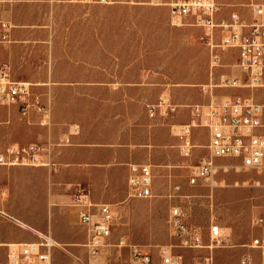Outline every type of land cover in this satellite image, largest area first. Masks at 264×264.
<instances>
[{
	"label": "rangeland",
	"instance_id": "obj_1",
	"mask_svg": "<svg viewBox=\"0 0 264 264\" xmlns=\"http://www.w3.org/2000/svg\"><path fill=\"white\" fill-rule=\"evenodd\" d=\"M172 2L13 0L4 12L14 31L12 42L0 43V65L7 61L26 75L13 72L14 79L33 83L32 90L50 110L51 121L42 125L37 113L28 118L16 105L11 114L8 107H0V121H9L1 127L0 144H43L51 139L61 143L57 145L60 160H69L75 152L65 149L70 145H63L68 141L63 133L67 127L73 132L79 126L81 140L127 149L132 162L152 166L154 196L135 198L124 191L126 164H115L109 175L96 165L98 196L92 192V199L111 204L116 214L113 234L102 249L107 264H131V245L149 252L152 264H160L159 249L167 244L175 245L174 252L188 263L210 255L208 248L178 245L168 223L173 205L184 210L190 224L202 228L206 244L211 243V223L224 228L226 243L213 249V264H236L254 237L264 240V169L236 170L231 166L237 162L227 159L222 163L230 167L216 174L213 188L189 183L188 166L208 154L203 144L209 138L205 128H194L191 157L180 154L177 133L179 124L190 120L189 105L252 91L215 86L223 75L235 72L237 50L224 51L215 62L197 27L171 25ZM217 2L219 20L230 19L236 11L247 22L253 20L252 4H264V0ZM44 72L46 79L39 76ZM45 81L51 90L44 89ZM258 90L255 94L264 102V88ZM161 98L178 105L177 112L151 117L148 106ZM50 125L59 129L50 131ZM62 167L66 172L47 166L3 167L0 208L51 236L56 242L53 264H74L71 254L85 256L87 232L76 208L71 209L72 195L76 183L89 190L91 186L86 181L67 185L80 173L71 163ZM254 217L260 224H253ZM11 235L39 240L32 229L0 215V264H5L4 242ZM121 239L125 244L120 245Z\"/></svg>",
	"mask_w": 264,
	"mask_h": 264
},
{
	"label": "built area",
	"instance_id": "obj_2",
	"mask_svg": "<svg viewBox=\"0 0 264 264\" xmlns=\"http://www.w3.org/2000/svg\"><path fill=\"white\" fill-rule=\"evenodd\" d=\"M13 0H0V43L12 42V23L6 21L4 12L6 4ZM78 2H101L112 4L117 0H69ZM221 8L216 0H173L170 7V23L173 26H195L200 30L199 38L209 49L215 62L220 54L230 49L238 51L237 68L240 75H223L215 86L247 88L250 94H236L212 99L208 103L189 105L191 118L181 126L177 133L180 139L179 152L191 157L195 144L192 140L194 128L203 127L208 131V154L201 157L198 163L189 165V183L193 186H215L214 180L220 170H226L223 160L234 159L237 163L231 167L239 169H264V102H260L255 92L264 88V4L253 3L251 6L253 20L247 22L234 11L230 19H218ZM29 81L16 80L8 63L0 65V106H17L23 115L37 113L41 124L50 123V110L41 101L40 95L34 93ZM213 86V85H212ZM208 91L209 86L204 87ZM178 105L161 98L150 104L148 112L151 117L167 116L176 112ZM4 122H0L1 125ZM79 126L75 127L78 131ZM48 146L40 143L0 144V170L11 166H47L53 169L57 164L50 155ZM48 157H45V156ZM154 172L150 164H129L128 196L151 198L153 192ZM72 206L77 209L80 224L87 232L83 244L85 256L71 254L74 264H107L102 249L109 244L116 219L112 205L96 202L90 190L76 185L72 195ZM0 215L21 226L19 219L0 209ZM170 233L185 249L208 248L210 255L201 262L188 263L181 254L174 252L172 244L159 249L160 264H213V249L224 246L226 232L218 223H211L209 228L210 244L204 241L202 228L190 224L184 210L173 205L168 218ZM253 224H260V219L253 218ZM39 240L12 241L5 243V264H53L56 242L51 236L40 233ZM125 239L120 240V245ZM236 264H264V240L254 237L247 245ZM131 264H152V255L139 245L130 246Z\"/></svg>",
	"mask_w": 264,
	"mask_h": 264
},
{
	"label": "crops",
	"instance_id": "obj_3",
	"mask_svg": "<svg viewBox=\"0 0 264 264\" xmlns=\"http://www.w3.org/2000/svg\"><path fill=\"white\" fill-rule=\"evenodd\" d=\"M13 31L11 30L12 41H13ZM3 44H7V43H3ZM235 52H236L237 59H236V63L233 66H234V68L236 70L232 74V76L240 75V71L237 68L238 51H235ZM4 60H8V58H5ZM6 62H4V63H6ZM7 63L11 66L12 75H14L13 72H15L17 74H20L21 77H23V78L26 77V75H22L23 74L22 71H20L16 67L13 68L12 64H10L9 62H7ZM46 74H47V72H44V74H40L39 73V76L40 77L44 76L45 79H46L47 78V75ZM27 76L30 77V75H27ZM44 84L46 85V87H44L45 90H48V89L51 90V88H52L51 86H48L47 87V81H45ZM85 84L86 85H89L90 82L89 81H86ZM102 84L104 86L105 85H110V82H103ZM258 91H260V90H257V92ZM0 107H5V106H0ZM10 109H11V107H8L9 114H11V110ZM176 112H177V110H176ZM171 114H173V113H171ZM34 115L35 114L33 112V113H30L29 115H26L25 117L31 118ZM190 115H191V111H190ZM0 122H4L3 124H7L9 121H0ZM188 122H186V123H188ZM183 124H185V123H182V124H179V125L182 126ZM2 125H1V127H2ZM48 129L50 131L51 130H58L59 127L58 126H55V125L52 127L50 125V126H48ZM80 133H81V130L80 129L78 131H73L72 132L71 126H70V128L67 127L66 130H64L63 137H64V139L66 137V139L68 141H67V143H63V145H65V146L66 145H70V147H66L65 149H67V150H74V152H75V155H72L69 158V160H60V158H59V156H60V149L58 148L57 145L60 146L61 143H55V142L51 141V139H47V140L43 141V145L49 147V150L51 152L50 155L52 156V159L57 164V168L54 169V170L58 171L60 169L61 173L66 172L67 169H65L64 167L61 168V166L68 165V163H71L73 165V169L77 173H80V175H76L74 178H72L71 179V182L68 183L67 185L74 184V182H78V181H86V182H89L90 183V186H91V190H90L91 196H92V192H93V196L94 197H97L98 194H96L95 183H94V181L96 180V178H95L96 170H98V169H96V165L97 166H101L102 167L101 170L103 172H105L107 175H109V174H111L112 169H113V166L115 164H120V163L126 164L127 165V168H126L127 183H125V186L126 187H125L124 191L126 189L128 191L129 164H131V163H139V162H132L133 157L130 156V155H128L127 149H124V148L111 149L110 146H106L105 147L104 144H102V145L101 144H97L94 139H92L91 141H83V140H81V137L79 136ZM208 144H209V138H208V142L206 144H203V145L208 149V147H207ZM58 149H59V151H58ZM45 157H48V156L46 155ZM145 164H149V163H145ZM78 184L79 183H76L75 184V188H76V185H78ZM153 185H154V183H153ZM153 192H154V189H153ZM105 196L106 197H110L111 194H105ZM71 209H75V207H73L72 204H71ZM1 210L3 212H5V213L9 214L5 210H3V209H1ZM20 221H21V223H22L23 226H26V227H28L30 229H35L29 223H27V222H25L23 220H20ZM37 231H40V230H37ZM31 240H35V239H22L19 236H13V235H11V236H8L7 237V240L6 241L12 242V241H31ZM8 242H4V244L5 243H8Z\"/></svg>",
	"mask_w": 264,
	"mask_h": 264
},
{
	"label": "bare ground",
	"instance_id": "obj_4",
	"mask_svg": "<svg viewBox=\"0 0 264 264\" xmlns=\"http://www.w3.org/2000/svg\"><path fill=\"white\" fill-rule=\"evenodd\" d=\"M40 232V231H39ZM40 233H42V232H40Z\"/></svg>",
	"mask_w": 264,
	"mask_h": 264
}]
</instances>
